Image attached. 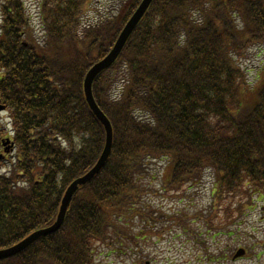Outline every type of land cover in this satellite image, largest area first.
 Returning <instances> with one entry per match:
<instances>
[{
  "label": "trees",
  "instance_id": "1",
  "mask_svg": "<svg viewBox=\"0 0 264 264\" xmlns=\"http://www.w3.org/2000/svg\"><path fill=\"white\" fill-rule=\"evenodd\" d=\"M139 1L121 0L117 14L80 31L93 0H41V44L24 17L14 16L5 31L0 102L14 152L0 175V249L52 225L66 188L102 153L105 131L82 82ZM261 45L264 0H154L92 85L113 132L105 167L73 195L58 232L0 264H94L97 246L127 240L115 226L144 221L137 206L157 160L166 164L168 191L210 174L214 202L245 200L241 216L253 201L264 203V65L253 84L244 66ZM225 214L231 217L230 207Z\"/></svg>",
  "mask_w": 264,
  "mask_h": 264
},
{
  "label": "rangeland",
  "instance_id": "2",
  "mask_svg": "<svg viewBox=\"0 0 264 264\" xmlns=\"http://www.w3.org/2000/svg\"><path fill=\"white\" fill-rule=\"evenodd\" d=\"M35 1L26 5L39 36ZM113 4L114 0H103L102 7L92 8L89 13L106 12ZM85 9L84 13L88 8ZM262 65L264 45L255 46L244 63L250 70L248 81L251 84L255 83L257 70ZM1 117L2 127L8 122V116ZM165 168L162 160L149 165L144 181L147 193L137 206L142 210L144 221L140 217L133 221L124 219V228L115 226V232L120 231L127 240L121 239L111 248L98 246L96 264H264L263 202L253 201L252 208L242 216L239 209L246 204L245 200L235 197L236 200L214 202L210 174L197 186L184 187L180 192L168 191L161 181ZM227 207L231 210L229 219L225 214ZM151 215L156 218L151 220ZM135 237L134 241H128ZM241 249L244 255L235 258Z\"/></svg>",
  "mask_w": 264,
  "mask_h": 264
},
{
  "label": "water",
  "instance_id": "3",
  "mask_svg": "<svg viewBox=\"0 0 264 264\" xmlns=\"http://www.w3.org/2000/svg\"><path fill=\"white\" fill-rule=\"evenodd\" d=\"M152 2L153 0H142V2L138 6L134 14L130 17L125 27L119 34L110 52L102 60L97 62L95 65H93L85 75L83 81V92H84L85 101L90 111L92 112L94 117L98 120V122L102 125L105 131V145L100 157L98 158L97 162L92 167V169H90L85 175L77 178L67 187L62 197L59 211L54 223L47 228L35 231L34 233L30 234L28 237H26L18 244L9 247L7 249L0 250V260L8 259L15 255H18L37 240L56 233L61 228L64 222L66 211L72 196L77 192V190L80 187H83L84 185L92 181L105 167L107 160L111 154L113 132L110 122L105 117V115L100 111V109L98 108L97 104L94 101L92 95V84L96 79V77L102 72L108 70L116 61V59L119 57L127 40L131 36L132 32L134 31V29L136 28V26L138 25V23L140 22V20L142 19V17L146 13L147 9L149 8ZM3 109L4 108L0 106V110Z\"/></svg>",
  "mask_w": 264,
  "mask_h": 264
},
{
  "label": "flooded vegetation",
  "instance_id": "4",
  "mask_svg": "<svg viewBox=\"0 0 264 264\" xmlns=\"http://www.w3.org/2000/svg\"><path fill=\"white\" fill-rule=\"evenodd\" d=\"M3 2H0V9H3ZM4 140H6V136L5 133L3 132V130H0V148H2V145L4 144Z\"/></svg>",
  "mask_w": 264,
  "mask_h": 264
}]
</instances>
